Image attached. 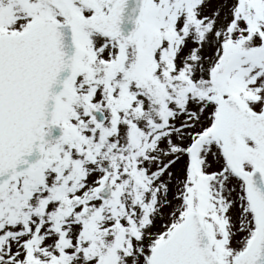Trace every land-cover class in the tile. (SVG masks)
Here are the masks:
<instances>
[{"label": "snow or ice", "instance_id": "obj_1", "mask_svg": "<svg viewBox=\"0 0 264 264\" xmlns=\"http://www.w3.org/2000/svg\"><path fill=\"white\" fill-rule=\"evenodd\" d=\"M0 264H264V0H0Z\"/></svg>", "mask_w": 264, "mask_h": 264}]
</instances>
